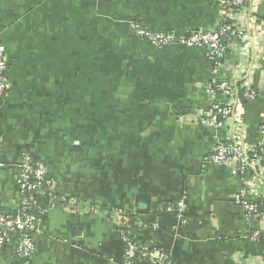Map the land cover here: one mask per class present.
<instances>
[{
	"label": "crops",
	"instance_id": "0c3cea01",
	"mask_svg": "<svg viewBox=\"0 0 264 264\" xmlns=\"http://www.w3.org/2000/svg\"><path fill=\"white\" fill-rule=\"evenodd\" d=\"M254 6L250 20L241 16L244 45L227 41L215 71L202 48H153L131 26L178 37L214 31L225 15L217 0H0L8 78L0 213L17 207L18 165L29 156L46 168L50 194L137 219V245L172 264H264V221L233 201L246 183L264 180L203 165L211 148L228 142L234 122L216 131L180 122L206 113L203 85L246 82L259 94L236 109L240 141L264 146V1ZM181 200L182 214L163 210ZM32 236L31 258L17 264H125L119 227L105 216L56 205ZM14 258L0 246V264Z\"/></svg>",
	"mask_w": 264,
	"mask_h": 264
},
{
	"label": "built area",
	"instance_id": "2783aa9c",
	"mask_svg": "<svg viewBox=\"0 0 264 264\" xmlns=\"http://www.w3.org/2000/svg\"><path fill=\"white\" fill-rule=\"evenodd\" d=\"M254 1L217 0L225 15L224 22L214 31L198 29L186 36L178 37L174 33H152L139 23H134L131 27L135 37L145 41L153 48L162 49L173 46L202 48L216 71L222 67L224 55L230 47L227 41L236 39L244 45L246 29L241 24V16L247 13L248 20H250L255 7ZM241 87L243 89L242 98L246 101H252L259 94V89L253 88L249 83H242ZM202 88H204L208 100L206 113L182 119L180 120L181 124L198 125L216 131L226 130L229 122H234V126L229 128L228 142L225 145L211 148L203 158V165L226 166L231 169L233 175L242 180L250 175L252 180H264V146L245 147L240 141L243 127L239 122L240 117L236 114V109L240 106V99L237 96L235 83L225 79L213 80L209 84L203 85ZM7 89V60L4 47L0 42V106ZM219 98H223L224 101H220ZM260 133L264 135V123L260 127ZM1 145L0 138V148ZM52 184L46 168L41 163L29 156L22 157L16 177L18 205L12 214L0 213V246L11 247L13 254L20 261L27 262L31 258L34 252L32 234L36 231L37 223L57 205V201L51 200L47 208H42L34 199L36 195L51 193ZM251 195L255 196V201L249 200ZM233 201L241 207L247 217L264 221V208L261 210V206L264 207V202H262L264 201V186L261 183L254 180L246 183L244 188L234 195ZM62 207L84 215L105 216L112 219L118 227L123 226L119 211L104 210L79 201H67ZM185 207L184 200H181L174 205L165 206L163 210L182 214ZM121 236L124 244L125 264H133L137 259L153 264H172L169 256L162 251L144 249L139 247L136 241L129 236ZM259 237V233H254L251 235V240L256 241Z\"/></svg>",
	"mask_w": 264,
	"mask_h": 264
},
{
	"label": "trees",
	"instance_id": "16d2710c",
	"mask_svg": "<svg viewBox=\"0 0 264 264\" xmlns=\"http://www.w3.org/2000/svg\"><path fill=\"white\" fill-rule=\"evenodd\" d=\"M241 84H242V82L239 84H236V91H237L238 98L242 101L243 89L241 87ZM34 199L36 200V203L39 206H41L42 208H47L49 205V202L51 200L57 201V205H60V206L65 205V203L67 202V201H63L62 199H59V198L53 196L52 194H50V192H46V193H44V195H36V196H34ZM164 208H165V206L163 207V209ZM263 208L264 207L261 206V210H263ZM120 216H121V221L123 223V226L119 227L121 235L129 236V238L135 240L134 234L139 229V226H140L139 221L137 219L130 217L129 215H127L125 213H120ZM12 254H13V252H12ZM13 256L15 257L14 254H13ZM14 260L15 261H13V263H15V264H17L18 262L23 263V261L18 260L16 257L14 258Z\"/></svg>",
	"mask_w": 264,
	"mask_h": 264
}]
</instances>
